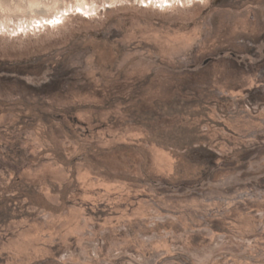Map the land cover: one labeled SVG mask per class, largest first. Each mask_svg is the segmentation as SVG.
<instances>
[{
    "label": "rangeland",
    "instance_id": "obj_1",
    "mask_svg": "<svg viewBox=\"0 0 264 264\" xmlns=\"http://www.w3.org/2000/svg\"><path fill=\"white\" fill-rule=\"evenodd\" d=\"M0 264H264V0H0Z\"/></svg>",
    "mask_w": 264,
    "mask_h": 264
},
{
    "label": "trees",
    "instance_id": "obj_2",
    "mask_svg": "<svg viewBox=\"0 0 264 264\" xmlns=\"http://www.w3.org/2000/svg\"><path fill=\"white\" fill-rule=\"evenodd\" d=\"M153 142L161 144L166 146L167 148H172L176 162H177V170H175V175H172V179L175 181L167 182L166 185H164V189L166 191H186V190H192V189H199L201 187V182L204 180H207L206 177H211L216 173V170H220V168H226L223 164H232L231 161L238 166V168H242L244 164V161L247 160V156H241L239 155L238 151L235 153L234 156L231 158L223 159V161L220 162V164H211L209 162V159L206 157H203L202 151L191 153L188 148L189 144H185L187 147L186 149L182 148L183 144L182 142H179L177 140H168L164 138V136H158L154 135L153 138H151ZM185 142V141H184ZM177 147H181L183 152H180L177 150ZM171 149V150H172ZM245 155V154H244ZM231 159V160H230ZM241 163V164H240ZM185 166L189 168V171L185 173ZM233 166V165H232ZM174 177V178H173ZM219 222V221H218Z\"/></svg>",
    "mask_w": 264,
    "mask_h": 264
},
{
    "label": "flooded vegetation",
    "instance_id": "obj_3",
    "mask_svg": "<svg viewBox=\"0 0 264 264\" xmlns=\"http://www.w3.org/2000/svg\"><path fill=\"white\" fill-rule=\"evenodd\" d=\"M220 0H216V3L219 2Z\"/></svg>",
    "mask_w": 264,
    "mask_h": 264
}]
</instances>
